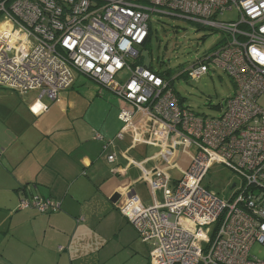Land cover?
I'll return each mask as SVG.
<instances>
[{"label": "built area", "instance_id": "1", "mask_svg": "<svg viewBox=\"0 0 264 264\" xmlns=\"http://www.w3.org/2000/svg\"><path fill=\"white\" fill-rule=\"evenodd\" d=\"M227 11H237L238 20L219 21ZM154 13L225 34L178 74L198 81L213 66L229 75L236 91L218 117L185 106L172 78L142 63ZM76 74L125 100L124 124L148 119L149 142L161 156L164 149L176 156L171 169L181 178L162 167L145 172L150 206L131 191L119 207L151 243L150 264H264L252 253L256 244L264 247V0H0V87L57 100ZM214 164L241 177L227 199L204 184ZM61 206L32 195L19 209L49 214Z\"/></svg>", "mask_w": 264, "mask_h": 264}, {"label": "crops", "instance_id": "2", "mask_svg": "<svg viewBox=\"0 0 264 264\" xmlns=\"http://www.w3.org/2000/svg\"><path fill=\"white\" fill-rule=\"evenodd\" d=\"M125 108L81 74L57 100L0 87V264L150 263L149 243L137 247L140 234L119 207L131 191L150 206L145 172L162 167L173 176L178 168L171 169L176 156L149 142L148 119L124 124ZM32 195L61 209H19Z\"/></svg>", "mask_w": 264, "mask_h": 264}, {"label": "rangeland", "instance_id": "3", "mask_svg": "<svg viewBox=\"0 0 264 264\" xmlns=\"http://www.w3.org/2000/svg\"><path fill=\"white\" fill-rule=\"evenodd\" d=\"M218 20L237 21L238 12L227 11L218 15ZM151 28L152 40L147 48H142L144 65L152 67L155 71L171 70L174 73L172 77L186 69L197 58L218 47L225 39V34L221 30L198 25L186 18L169 14L154 13L151 19ZM127 77L125 74V78ZM173 85L183 99V104L202 117H218L222 111V104L236 91L229 75L222 69H216L213 66L198 81L183 75L175 79ZM260 104L264 107V97L260 99ZM188 164L189 161L184 166ZM172 172L175 179L181 178L179 170ZM239 178H241L240 175L226 165L214 164L207 174L204 184L211 187L222 198L227 199L232 192L230 187ZM141 192H145V190L141 189ZM158 196L159 199L162 198L161 193H158ZM138 240L141 244L140 246L137 244V247L147 249L142 240ZM149 247H151V243H149ZM252 253L263 257L264 247L256 244Z\"/></svg>", "mask_w": 264, "mask_h": 264}, {"label": "trees", "instance_id": "4", "mask_svg": "<svg viewBox=\"0 0 264 264\" xmlns=\"http://www.w3.org/2000/svg\"><path fill=\"white\" fill-rule=\"evenodd\" d=\"M152 36H153V32H152V28L150 27L149 35H148V38H147L146 42H145L144 45H143V46H144L143 48H147V47H148V45L150 44V42H151V40H152ZM141 61H142V63H144V59H143V57L141 58ZM150 68L153 69L152 67H150ZM153 70H154V69H153ZM157 72H158L159 74L163 75V76H166V77L172 78L173 83H174L175 79H177V78L180 77V76H183L182 74H181V75H178L179 73L182 72V70L179 71V72L177 73V75L175 76V78L172 77L174 73H173L171 70H162V71L158 70ZM5 89H6V88H5ZM179 96H180V95H179ZM181 101L183 102V99H182V98H181Z\"/></svg>", "mask_w": 264, "mask_h": 264}, {"label": "water", "instance_id": "5", "mask_svg": "<svg viewBox=\"0 0 264 264\" xmlns=\"http://www.w3.org/2000/svg\"><path fill=\"white\" fill-rule=\"evenodd\" d=\"M232 187H234V185H232Z\"/></svg>", "mask_w": 264, "mask_h": 264}]
</instances>
